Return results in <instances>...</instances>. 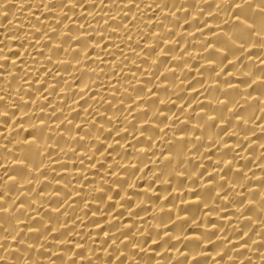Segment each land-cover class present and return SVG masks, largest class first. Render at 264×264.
I'll return each mask as SVG.
<instances>
[{
  "label": "bare ground",
  "instance_id": "6f19581e",
  "mask_svg": "<svg viewBox=\"0 0 264 264\" xmlns=\"http://www.w3.org/2000/svg\"><path fill=\"white\" fill-rule=\"evenodd\" d=\"M0 264H264V0H0Z\"/></svg>",
  "mask_w": 264,
  "mask_h": 264
}]
</instances>
